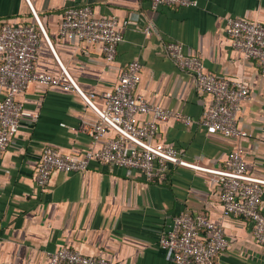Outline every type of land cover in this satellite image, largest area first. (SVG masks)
<instances>
[{
  "label": "crops",
  "instance_id": "obj_1",
  "mask_svg": "<svg viewBox=\"0 0 264 264\" xmlns=\"http://www.w3.org/2000/svg\"><path fill=\"white\" fill-rule=\"evenodd\" d=\"M30 2L60 60L84 92H95L98 105H104L103 92L115 88L125 65L137 59L143 67L138 92L152 104L194 118L190 124L174 117L160 121L155 143L175 146L186 159L211 167L224 166L237 146L248 171L264 177V77L255 59L232 46L226 31L232 16L264 23V0H198L197 6L159 9L151 7V0ZM79 4L92 5L98 17L128 20L114 61L107 62L102 43L61 36L65 9ZM6 21L35 22L29 1L0 0V24ZM170 40L181 41L187 53L202 58L208 71L249 84L250 95L239 113L246 136L233 141L207 131L200 120L213 96L170 56ZM36 67L61 72L45 40ZM3 95L0 89V98ZM17 100L37 117L23 122L0 156V264H46L48 251L64 246L106 257L111 264H175L160 245V235L186 210L205 212L224 226L229 245L216 264H264L252 222L225 212L221 186L203 171L170 164L165 180H148L140 169L94 161L85 171H56L46 186H39L36 173L43 148L52 145L65 153H82L92 145L91 135L72 128L91 126L99 116L78 91L60 86L32 83ZM138 118L143 122L154 115ZM115 135L107 129L106 137Z\"/></svg>",
  "mask_w": 264,
  "mask_h": 264
},
{
  "label": "built area",
  "instance_id": "obj_2",
  "mask_svg": "<svg viewBox=\"0 0 264 264\" xmlns=\"http://www.w3.org/2000/svg\"><path fill=\"white\" fill-rule=\"evenodd\" d=\"M35 22L0 24V156L7 150L18 130L37 114L27 110L17 95L26 91L30 84L60 86L78 91L96 111L99 121L91 126L72 128L88 132L92 145L80 154L65 153L52 145L43 148L36 173V182L43 187L52 174L88 170L97 161L131 169H140L148 180H165L170 164H178L207 173L221 186L220 198L228 214L243 217L253 224V233L264 254V177L251 174L246 160L237 146L231 150L222 167L205 166L183 156L181 150L172 145L154 142L160 132V121L174 117L186 124L194 122L189 114L148 102L138 92L142 76V63L135 59L123 68L119 80L112 90L103 92L104 105L93 98L95 92H84L72 74L60 60L46 27L28 0ZM198 0H151V7L197 6ZM128 20L120 22L114 17H98L90 4L72 5L65 9L59 32L78 41L102 43L105 59H116L118 45L124 39ZM150 31V28L147 29ZM227 34L235 49L246 58L255 59L264 77V23L244 17L227 19ZM45 40L58 59L59 74L37 69L38 52ZM167 51L179 67L196 76L198 86L213 96V102L200 122L210 134H220L237 141L247 135L239 126L242 102L250 95L249 84L241 79L208 71L202 58L185 51L179 40L167 42ZM153 113V119L141 122L139 114ZM65 125V124H63ZM116 132L106 137L107 129ZM103 141L101 147L95 144ZM160 245L166 249L175 264H216V257L229 245L224 226L213 221L205 212L189 210L177 214L172 223L160 235ZM46 264H111L103 256L87 255L78 249L64 246L48 251Z\"/></svg>",
  "mask_w": 264,
  "mask_h": 264
}]
</instances>
